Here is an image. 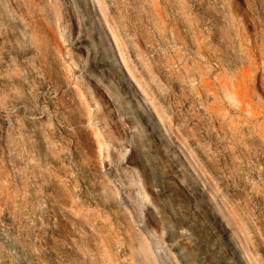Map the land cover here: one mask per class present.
Returning <instances> with one entry per match:
<instances>
[{
	"label": "rangeland",
	"instance_id": "374dc122",
	"mask_svg": "<svg viewBox=\"0 0 264 264\" xmlns=\"http://www.w3.org/2000/svg\"><path fill=\"white\" fill-rule=\"evenodd\" d=\"M0 264H264V0H0Z\"/></svg>",
	"mask_w": 264,
	"mask_h": 264
},
{
	"label": "bare ground",
	"instance_id": "6f19581e",
	"mask_svg": "<svg viewBox=\"0 0 264 264\" xmlns=\"http://www.w3.org/2000/svg\"><path fill=\"white\" fill-rule=\"evenodd\" d=\"M89 89L91 90V86H89ZM92 94H94V92L91 90Z\"/></svg>",
	"mask_w": 264,
	"mask_h": 264
}]
</instances>
